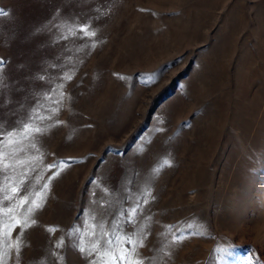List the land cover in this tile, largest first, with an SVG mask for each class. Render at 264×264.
Listing matches in <instances>:
<instances>
[{
  "label": "rangeland",
  "instance_id": "obj_1",
  "mask_svg": "<svg viewBox=\"0 0 264 264\" xmlns=\"http://www.w3.org/2000/svg\"><path fill=\"white\" fill-rule=\"evenodd\" d=\"M0 10L6 264H264V0Z\"/></svg>",
  "mask_w": 264,
  "mask_h": 264
},
{
  "label": "snow or ice",
  "instance_id": "obj_2",
  "mask_svg": "<svg viewBox=\"0 0 264 264\" xmlns=\"http://www.w3.org/2000/svg\"><path fill=\"white\" fill-rule=\"evenodd\" d=\"M7 13L3 12L2 10H0V15H6ZM84 31H86V29H84ZM91 35H94V33H91ZM31 132H35V133H39L41 132V129L40 128H33L31 125H26L25 126V130H24V133H22V135H26L28 133H31ZM14 135V134H13ZM14 141L10 140L9 143H13ZM0 166H3L4 168H7L9 165L4 163V156L2 154H0ZM50 167H59V165H52ZM46 187V186H45ZM12 192H17V188L16 187H13L12 189ZM27 197H25L24 199H22L20 201V205H23L25 203H27ZM43 206V199L40 198L39 200H33L31 202V205L30 207L27 208L26 210V213H25V216H24V224L21 225V221L20 220H15V225L16 226H20V227H27V226H30L31 224H35L36 221L35 220H30L29 221V217H30V214H32L33 212H35L37 209L41 208ZM10 211H13V209H8V211H6L4 214L7 215L8 212ZM11 227L12 226H9V229L11 230ZM49 232H55L57 231L56 228H53V227H50L47 229ZM5 235H7V233H5ZM63 246V240L59 241L57 244H56V248H61ZM141 246H142V241H141ZM15 248L16 250V253H17V256H19V252H20V247H21V242L19 240H17L15 242V244H9V248ZM96 245H92V248L90 250H86L83 246L80 247V251L82 253H85L87 251V254L91 255V253L93 251L96 250ZM54 255H57L56 253H53ZM5 255H7V252L5 251ZM124 255L122 254L121 256V259H124ZM58 259L61 261V264L63 262V257L62 256H58ZM0 264H6V261L4 260L3 257H0ZM41 264H43V262H41ZM130 264H142L141 261L139 260H133V261H130Z\"/></svg>",
  "mask_w": 264,
  "mask_h": 264
}]
</instances>
